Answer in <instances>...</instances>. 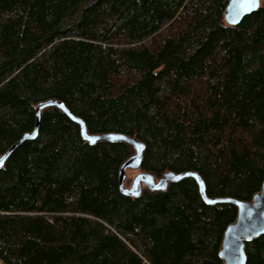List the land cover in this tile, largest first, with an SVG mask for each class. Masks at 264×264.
<instances>
[{"label": "trees", "instance_id": "16d2710c", "mask_svg": "<svg viewBox=\"0 0 264 264\" xmlns=\"http://www.w3.org/2000/svg\"><path fill=\"white\" fill-rule=\"evenodd\" d=\"M227 2L0 0V155L53 98L89 133L143 141L140 170H194L209 197L250 200L264 179V0L236 25ZM131 153L43 109L0 168L1 264H223L236 206L205 203L190 177L121 193ZM245 251L264 264V233Z\"/></svg>", "mask_w": 264, "mask_h": 264}, {"label": "water", "instance_id": "95a60500", "mask_svg": "<svg viewBox=\"0 0 264 264\" xmlns=\"http://www.w3.org/2000/svg\"><path fill=\"white\" fill-rule=\"evenodd\" d=\"M261 0H228L224 9V20L229 25L238 24L242 18L255 12L260 6ZM55 106L66 114L79 126L81 137L89 144H95L100 140L109 142H125L132 148V153L124 159L118 169V187L121 193L139 197L144 189L150 191L165 190L169 183L177 182L184 178H193L198 191L205 203H230L236 206L235 220L228 224L218 251L223 264H246L247 255L245 244L264 233V179L258 192L254 193L250 200H240L234 197H209L206 193V185L199 173L194 170L182 172L165 171L159 177L148 171L140 170L145 143L135 136L120 132L89 133L85 121L73 114L63 101L48 98L39 101L35 106V122L33 129L25 132L3 154L0 155V168H2L13 150L24 140L35 139L38 135L41 113L47 107ZM135 170L138 173L126 185L127 171ZM1 264V262H0Z\"/></svg>", "mask_w": 264, "mask_h": 264}, {"label": "rangeland", "instance_id": "374dc122", "mask_svg": "<svg viewBox=\"0 0 264 264\" xmlns=\"http://www.w3.org/2000/svg\"><path fill=\"white\" fill-rule=\"evenodd\" d=\"M138 173V171H135V170H128L127 171V182H126V185H129L132 178Z\"/></svg>", "mask_w": 264, "mask_h": 264}]
</instances>
